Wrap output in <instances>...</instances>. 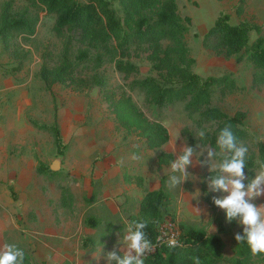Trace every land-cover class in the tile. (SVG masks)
Returning a JSON list of instances; mask_svg holds the SVG:
<instances>
[{
    "label": "rangeland",
    "instance_id": "1",
    "mask_svg": "<svg viewBox=\"0 0 264 264\" xmlns=\"http://www.w3.org/2000/svg\"><path fill=\"white\" fill-rule=\"evenodd\" d=\"M109 1L122 19L121 5ZM7 2L11 17L37 19V24L32 36L11 33L6 41L0 39V246L7 243L23 249L25 264H49V256L54 264H108L107 253L117 247L143 196L163 186L167 194L162 210L167 223L163 226L172 223L203 230L206 235L217 234L218 227H223L226 232L220 237L225 260L221 264H229L226 259L233 256L237 242L234 236L242 233L243 227L236 221L227 223L225 212L212 203V197L220 193L208 189L205 175L210 169L197 162L204 156L192 158L188 180L174 189L168 187L170 165L157 163L160 152L171 153L176 159L185 145L206 155L211 147L198 134L203 131L211 137L217 124L202 122L197 113H189L186 101L158 107L144 91L130 88L135 80L159 79L151 69L146 44L130 48L128 61L138 72L125 76L115 68L119 58L113 51H98L80 30L65 29L57 35L53 29L56 16L27 0H0V16ZM175 2L179 16L191 19L183 41L195 61L192 71L202 78L229 79L226 86L213 88L209 106L228 116L245 114L241 129L247 136L240 142L257 165L254 179L261 163L259 145H264V72L244 51L242 60L237 61L236 55L204 50L201 38L219 14H226L231 25L252 27L247 39L251 46L264 37V0ZM65 49L74 67L72 77L48 89L41 69L59 66ZM97 55L102 58L99 64ZM123 95L149 121L167 129L165 145L149 150L136 131L119 123L113 105ZM55 122L60 146L50 130L34 125ZM55 159L61 160L57 175L38 171L39 163L49 168ZM197 189L201 193L198 200L193 195ZM255 203L264 204V197ZM195 208L203 210L200 216Z\"/></svg>",
    "mask_w": 264,
    "mask_h": 264
},
{
    "label": "trees",
    "instance_id": "2",
    "mask_svg": "<svg viewBox=\"0 0 264 264\" xmlns=\"http://www.w3.org/2000/svg\"><path fill=\"white\" fill-rule=\"evenodd\" d=\"M27 1L46 13L56 16L53 29L57 35H62L65 29L80 30L82 36L98 51L102 48L107 54L113 51L119 58L115 62V68L125 76L138 72V67L128 61L130 48L146 44L150 51L151 69L158 74L159 79L146 77L135 80L130 84V88L136 87L144 91L146 97L158 107L186 101L185 109L189 113H197L202 122H215L217 126L212 136L206 134L200 138L212 149H219L216 138L226 125H231L238 141L246 138V131L241 129L245 114L237 112L228 116L219 108L209 106L213 88L226 86L229 79L226 76L202 78L192 71L191 67L195 61L190 58L189 50L183 41L191 19L179 16L175 0H112L121 5L122 19L117 16L109 0ZM228 19L226 14L218 15L213 25L201 38L203 49L215 55H236L237 61L242 60L244 53H247L255 66L264 72V37H259L251 46H248V31L252 27L246 23L231 25ZM36 24L37 19L27 21L11 17L10 3L7 2L0 16V39L6 41L11 33L32 36ZM256 30L260 31L259 28ZM164 42L166 45H163ZM109 43H112L110 47ZM80 55L85 57L84 52ZM67 57V49H65L63 61L59 66L53 69L42 67L41 78L48 89L53 84L64 82L66 78L72 77L74 67ZM101 59V56L97 55L96 63H101ZM98 81L96 80V83ZM113 106L119 123L129 130L136 131L138 136L144 139L147 149L154 150L168 142L167 129L159 122L149 121L129 97L123 95ZM34 125L40 129L50 130L56 145L62 144L56 122L51 126L37 123ZM259 156L261 163H264L263 144L259 145ZM173 160L174 156L171 153L162 151L157 156V163L160 166H169ZM256 167V163L248 158L245 171L249 180L253 178ZM38 171L42 174L57 175L42 163L38 164ZM215 174V171H210L205 178L208 179ZM166 202L167 194L163 186L148 191L140 201L137 215L129 218V222L133 220L147 222L145 232L153 244L156 243L159 228L164 223L162 210ZM225 232L221 226L218 227L217 234L213 235H206L203 230L191 227H179L181 246L156 247L146 257L145 264H192L191 258L194 256L200 258L201 264H221L225 257L224 242L220 234ZM226 260L229 264H264V256H253L246 244L237 242L233 248V256Z\"/></svg>",
    "mask_w": 264,
    "mask_h": 264
},
{
    "label": "clouds",
    "instance_id": "3",
    "mask_svg": "<svg viewBox=\"0 0 264 264\" xmlns=\"http://www.w3.org/2000/svg\"><path fill=\"white\" fill-rule=\"evenodd\" d=\"M198 135L203 137L205 133L201 131ZM178 139L179 134L176 137ZM216 145L220 151L209 148L206 155L185 145L171 162L172 175L168 178V187L177 188L188 180L187 168L193 164L192 158L204 156L203 160L197 159V162L216 173L208 178V189L211 193H220L219 196L212 197V203L225 212L227 223L235 220L243 227V232L234 236L237 243L246 244L253 256H264V204L258 206L255 203L257 199L264 197V163L259 164L255 178L249 180L245 174L249 150L243 142L238 141L231 125H226L219 132ZM133 159L137 157L134 156ZM193 195L198 200L201 195L199 189ZM194 210L199 216L203 211L200 208ZM146 228L147 222L144 220L126 222L117 247L106 255L108 264H145L146 257L154 251V245L145 232ZM212 231H215L213 227ZM166 243L170 248L179 246L174 237L169 238ZM25 259V251L16 245L6 243L0 246V264H25ZM191 259L192 264H201L198 256ZM48 261L49 264H54L51 256Z\"/></svg>",
    "mask_w": 264,
    "mask_h": 264
},
{
    "label": "built area",
    "instance_id": "4",
    "mask_svg": "<svg viewBox=\"0 0 264 264\" xmlns=\"http://www.w3.org/2000/svg\"><path fill=\"white\" fill-rule=\"evenodd\" d=\"M166 223L167 222L163 223L159 228L158 236L156 238V243L153 244L154 250L156 249V247H159L161 245H165V246L169 247L167 245L166 241L172 237H174L178 241V245L181 246V242L179 240V227L177 225L172 224V223L171 224L168 223V225H170V226H163Z\"/></svg>",
    "mask_w": 264,
    "mask_h": 264
},
{
    "label": "water",
    "instance_id": "5",
    "mask_svg": "<svg viewBox=\"0 0 264 264\" xmlns=\"http://www.w3.org/2000/svg\"><path fill=\"white\" fill-rule=\"evenodd\" d=\"M60 163L61 160L60 159H55L51 165L49 166V169L51 172H57L60 169Z\"/></svg>",
    "mask_w": 264,
    "mask_h": 264
}]
</instances>
